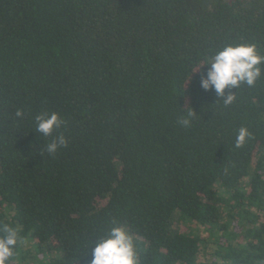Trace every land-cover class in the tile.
Returning a JSON list of instances; mask_svg holds the SVG:
<instances>
[{"label":"trees","instance_id":"1","mask_svg":"<svg viewBox=\"0 0 264 264\" xmlns=\"http://www.w3.org/2000/svg\"><path fill=\"white\" fill-rule=\"evenodd\" d=\"M241 43L264 55V0H0L8 264H91L118 226L140 264H264V75L229 105L201 87Z\"/></svg>","mask_w":264,"mask_h":264},{"label":"clouds","instance_id":"2","mask_svg":"<svg viewBox=\"0 0 264 264\" xmlns=\"http://www.w3.org/2000/svg\"><path fill=\"white\" fill-rule=\"evenodd\" d=\"M206 64L210 67L206 77L201 80V87L206 91L214 90L217 95L223 97L225 105L231 104L236 98L231 89H239L241 84L255 86L264 75V55L258 52L254 44L227 45ZM226 90H229L227 95ZM16 115L22 116L23 112L18 110ZM193 115L197 114L192 109L179 123L188 127ZM36 119L37 131L45 137L51 136L54 130L63 124L59 114L55 112L50 115H38ZM250 137L249 129L241 127L236 135L235 146L242 147ZM66 145V138L59 136L47 145L46 150L49 154H54L61 146ZM18 241L19 236L15 229H4V234L0 235V264H8L14 256ZM90 255L91 264H140L134 239L122 226L113 227L106 237L94 242Z\"/></svg>","mask_w":264,"mask_h":264}]
</instances>
